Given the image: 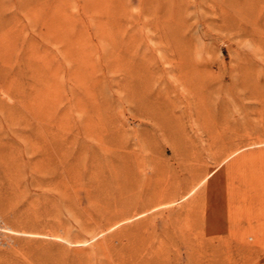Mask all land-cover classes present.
<instances>
[{"label":"rangeland","instance_id":"rangeland-1","mask_svg":"<svg viewBox=\"0 0 264 264\" xmlns=\"http://www.w3.org/2000/svg\"><path fill=\"white\" fill-rule=\"evenodd\" d=\"M0 264H264V0H0Z\"/></svg>","mask_w":264,"mask_h":264},{"label":"bare ground","instance_id":"bare-ground-1","mask_svg":"<svg viewBox=\"0 0 264 264\" xmlns=\"http://www.w3.org/2000/svg\"><path fill=\"white\" fill-rule=\"evenodd\" d=\"M86 242V241H85Z\"/></svg>","mask_w":264,"mask_h":264}]
</instances>
